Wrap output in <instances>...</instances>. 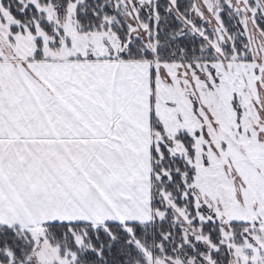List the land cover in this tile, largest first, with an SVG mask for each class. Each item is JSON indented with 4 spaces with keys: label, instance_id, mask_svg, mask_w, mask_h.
Listing matches in <instances>:
<instances>
[{
    "label": "rangeland",
    "instance_id": "rangeland-1",
    "mask_svg": "<svg viewBox=\"0 0 264 264\" xmlns=\"http://www.w3.org/2000/svg\"><path fill=\"white\" fill-rule=\"evenodd\" d=\"M78 1L68 0L62 10L57 3H38L39 20L51 26L50 32L43 27L36 30V35L41 37L42 54L68 58V64L75 68L87 63L102 67L117 60L122 87L130 79L138 91L137 103L144 106L147 99L151 101L148 113L145 108L136 110L139 119L150 123L151 115L155 116L164 129L168 149L171 145V149L180 155L185 153V148L177 136L183 133L191 137L192 156L187 158L193 168L191 185L195 218L220 222L221 237H225V244L232 254L231 264H236L237 258L240 264L254 262L258 257L256 249L264 251V34L253 19L257 9L264 14L263 2L260 0L256 4L253 0L250 6L246 0H192L189 18H184L177 12L174 0H166L184 29L202 36L204 44L212 50V56L165 59L157 56L155 29L149 27V20L156 22L157 19L155 0H111V11L102 14L98 21L107 28L99 30L95 25L83 29L77 22L74 11ZM105 2L110 0L102 3ZM222 5L238 14L249 57L243 58L232 45V38L221 22ZM57 31L62 33L57 45L48 47L52 44V34ZM128 37L138 40L133 46L141 50L139 56L134 53L129 57L121 56L127 50ZM37 47L27 30L23 35L17 32L13 36L7 27H0V53L31 57ZM143 50L150 51L151 55H143ZM66 77L70 83L72 78ZM150 128L152 132L151 125ZM143 135L138 140L85 142L84 146H108V159L96 161L99 170L105 168V174L101 175V182L107 186L105 194L100 196L97 189H90L89 202L76 196L73 205L66 199L62 201L63 198L58 220L52 218L56 215L51 209L55 208L44 196L51 171L41 173L40 188L38 180L33 181L34 172L30 174L31 180L24 177L21 181V220L9 224L30 233L32 243L25 255L26 264H72L74 254L48 241L43 222L148 221L153 215L163 214V210L151 208L149 203V150L155 141L145 139L146 134ZM29 143L44 147L59 142L37 138ZM51 155L49 153L50 160ZM163 203L171 209L174 218L181 221L183 236L187 235L193 242L199 241V246L205 249L212 247L200 228L189 223L186 211L177 208L167 194H163ZM75 205L86 213L79 214V211L76 214ZM81 215L86 219H80ZM232 220L247 222L242 227L239 241L234 238L229 225ZM147 260L150 264H176L166 260L164 255L147 254ZM193 264H199L195 257Z\"/></svg>",
    "mask_w": 264,
    "mask_h": 264
},
{
    "label": "snow or ice",
    "instance_id": "snow-or-ice-1",
    "mask_svg": "<svg viewBox=\"0 0 264 264\" xmlns=\"http://www.w3.org/2000/svg\"><path fill=\"white\" fill-rule=\"evenodd\" d=\"M44 2L47 3L49 0H44ZM246 2L250 6L253 4V0H246ZM38 3L39 0H0V27H7L13 36L17 32L23 35L27 30L38 45L34 58L42 55L39 47L41 37L36 35V30L43 27L37 18ZM255 3L259 4L260 0H255ZM106 10L107 5L103 7L102 11ZM258 14L259 10L257 9L253 19ZM95 26L97 30L107 28V25L103 23ZM61 34L59 31L53 33L52 44H49L48 47L57 45ZM120 42L123 47L122 38ZM133 43H138V40L128 37V47L125 52L121 53L122 57L133 56L134 51H141L140 49L134 50ZM184 51L183 49L179 52L174 51L173 55H182ZM142 54L148 55L147 50H143ZM159 55L158 50L157 56ZM58 126H66L84 133H89V129H92L100 135L101 139H107L108 134H111L112 137L120 134L123 130V120L117 110V101L109 94L106 87L94 82H82L79 94L71 91L68 85L56 88L55 92L48 89L29 92L25 89L22 95L16 93L5 95L4 91H0V168L17 157L23 158L25 164L38 168L41 173L46 170L50 171V162L55 164L57 161H66L69 166H72L74 162L64 155V149L59 145L49 144L41 147L29 143L27 134L46 131L51 133ZM89 135L91 136V133ZM47 138L55 140V137ZM169 151H171V145H169ZM49 153H56L57 160L50 161ZM108 153L107 144L80 145L78 149L72 151L79 167L88 173L91 179L97 181L100 177L97 176L92 166L99 167L96 164L97 159L107 160ZM76 174L80 176L79 171ZM104 174L105 170L100 169V175ZM80 178L83 179L82 176ZM189 223L195 227L197 222L190 219ZM200 223L202 227H206L208 222L201 221ZM47 226L50 231L46 235L51 236L52 239H61L65 243L71 241L70 247L74 254L72 264H112L109 258L113 256L117 244L126 245L127 249L131 250L139 242L138 229H133L129 235L121 228L118 235L112 232L111 229L114 225L109 223L105 224L107 231H102L99 226L92 229L90 226L80 225L74 221H51ZM77 227H83L84 230L76 232ZM56 228H63L65 231L63 233L51 231ZM68 229L72 231L69 232ZM176 230L180 231L178 228ZM25 236L27 233L21 236L17 232H13L12 229L0 225V264H16L18 256L26 255L25 249L31 246L32 241L30 239L25 241ZM244 239L247 237L245 236ZM13 240L16 242V249L9 252L8 249ZM184 240H187L188 243H184ZM160 242L162 247L159 251L163 252L166 260L176 262V264H193V257L199 261V264H231L232 254L227 248L223 236L215 241L210 238L212 247L208 249L200 247L199 241L193 243L187 235L177 242L171 231L168 235L161 236ZM167 243H172L170 251L163 247ZM124 252V247H121L122 256ZM256 252L257 259L254 262L250 261L249 264H264V251L256 249ZM197 253L198 255H196ZM248 255L251 256V253ZM126 259L127 257H125ZM125 260H120L118 264H125ZM20 264H26V262L21 259ZM236 264H240L238 258Z\"/></svg>",
    "mask_w": 264,
    "mask_h": 264
},
{
    "label": "trees",
    "instance_id": "trees-1",
    "mask_svg": "<svg viewBox=\"0 0 264 264\" xmlns=\"http://www.w3.org/2000/svg\"><path fill=\"white\" fill-rule=\"evenodd\" d=\"M51 3H57V7L61 10L64 9V5L68 0H49ZM192 0H174V5L177 12L181 14L184 18H189V9L191 6ZM264 4V0H261ZM43 3L44 0H39ZM103 0H80L75 7V18L77 22L83 25V29L90 27L91 25H97L98 21L102 14L109 13L111 11L112 2L102 3ZM157 10V19L156 22L149 20V27L155 29L154 38H156V52L159 50L160 57L165 59H170L173 55V52H179L181 49L185 50L182 56L189 59L199 57V58H210L212 56V50L204 44L203 38L200 35H197L194 32H189L184 29L183 23L179 17H177L167 6L166 0H155L153 3ZM107 5V10L102 11L103 7ZM39 12L37 11V18L39 19ZM221 22L225 27L226 32L231 36V42L235 50L242 54V57H249V50L246 46L245 36L242 34L241 23L238 17V14L232 11L227 6H223L220 10ZM99 17V19H97ZM43 25V28L47 31H51L50 23L40 20ZM199 25L200 22L196 21ZM255 23L264 34V14L259 11L258 15H255ZM135 45V44H134ZM133 49H139L137 46H133ZM172 51V52H169ZM36 52V51H35ZM134 56H139V52L134 51ZM142 53V52H141ZM148 55H151L150 51L147 50ZM150 125L154 132L153 142L150 145L149 150V159H150V200L149 203L151 208H157L163 210V214L160 216L153 215L148 221H100L95 224L83 220H75L74 222L79 223L80 225L90 226L92 229L99 228L102 231H107L105 227L106 223L114 225L112 227V232L120 234V229L123 228L124 232L131 234L133 229H138L139 242L134 245V248L131 250L127 249L126 245L117 244L113 256L110 257L112 264H118L120 260H125V264H150L147 260V254L153 256L164 255L163 252L159 251L162 244L160 238L163 235H168L171 231L172 236L175 237V241L179 242L183 239V225L181 221H178L174 218L171 209L167 206H164L163 203V194H167V198L171 199L173 204L177 208H182L186 211L188 218L196 221V226L200 228V231L207 236V239L210 238L215 241L221 237L220 225L217 220L207 219V220H197L195 218V206L193 204V194H192V177H193V168L189 164L188 158L192 156L191 148V137L187 134H181L177 136L183 147L185 148V153L183 155L178 154L171 149H168V143L164 140L165 134L164 129L162 128L161 122L151 115ZM176 137V138H177ZM156 138V139H154ZM162 139V140H161ZM162 162V163H161ZM171 173V175H169ZM179 173V175H177ZM154 210V209H153ZM201 221L208 222L206 227L201 226ZM215 221V223H212ZM48 222L42 223L44 234L49 242L58 245L60 249H67L73 253L71 250V241L65 243L61 239H52L51 236L46 235L49 233L50 228L47 226ZM68 222V221H65ZM245 221L232 220L229 225L232 227L234 238L239 241L242 235V227L246 225ZM12 229L13 232H17L19 235L25 236V241L30 238V233L26 229L20 228L16 225H6L0 224ZM175 225V227H174ZM192 225V224H191ZM15 226V227H14ZM180 229L177 231L176 229ZM83 227H77L76 232H82ZM215 230V231H214ZM58 233H63L65 229L56 228L51 229ZM67 231L71 232V229ZM123 238V237H122ZM12 240L11 237H9ZM188 243V241H183ZM193 242V241H192ZM195 243V242H193ZM211 243V242H210ZM23 245L24 242L22 241ZM212 244V243H211ZM121 247H124V255H121ZM169 251L172 248V243H167L163 245ZM201 247V246H200ZM16 249V242L13 240L9 252H12ZM30 247L25 249L26 253L29 251ZM25 260V255L18 256L16 264L20 260Z\"/></svg>",
    "mask_w": 264,
    "mask_h": 264
},
{
    "label": "crops",
    "instance_id": "crops-1",
    "mask_svg": "<svg viewBox=\"0 0 264 264\" xmlns=\"http://www.w3.org/2000/svg\"><path fill=\"white\" fill-rule=\"evenodd\" d=\"M68 62V58L65 59L54 55L44 56L42 54L35 58L34 56L27 57L22 55L20 58L13 54L0 53V91H4L5 95L9 93L22 95L25 89L29 92L43 91L44 89L55 92L56 88H62L64 85L70 86L71 91L79 94L82 82H94L106 87L109 94L117 101V110L120 112L121 119L123 120V130L116 137L108 134L107 139H101L100 135L92 129H89L90 136L89 133L66 126H58L51 133L46 131L44 133L35 132L27 134L29 140L37 138L51 140L47 137H55L54 141L59 142L56 145L63 148L64 155L74 162L72 166H69L66 161H57L55 164L50 162L49 168L53 176L49 175L48 191L44 193V196L48 197L49 204L55 208L51 209L54 215H56L51 217L55 220L61 217L62 210L59 209V205L63 198L62 201L66 199L71 205L74 204L76 196L79 200L86 201L85 203H87L89 202V198L87 201V195L90 189H97V194L101 196V194H105L104 189L107 188L106 183L101 182L99 167L93 168L97 176L100 177L99 181L91 179L89 174L79 167L75 156L72 155L73 150L78 149L85 142L89 143V141L138 140L144 137L143 133L146 134L145 139L147 137L151 140L154 137V130L152 129L151 132L150 123L143 118L139 119V113L137 114L136 111L138 108H145L148 113V110L151 108V101L147 99V105L144 106L137 103L139 99L138 91L135 89V84L130 82V79H127L128 84L122 87L120 83L121 77L117 72L119 71L117 60H113L109 65L104 64L105 66L102 67H98V64L92 66V64L87 63L84 67L78 68L70 66ZM66 75L72 78L70 79V83ZM42 135H46V137ZM92 137L95 138L93 139ZM75 145L76 148H73ZM51 156V160H57L56 153H52ZM102 169L105 170V168ZM77 171L80 172V176L83 179L77 176ZM32 172H34L33 181L38 180L39 185L37 186L40 188L41 182H43L41 172L38 168L31 165H26L23 162L21 164V157H17L11 162L6 163L3 168H0V224L11 225L9 222L21 220V181H23L24 177L30 179ZM79 178L80 181L78 180ZM90 193L95 194L93 191ZM73 210L76 214L79 211V214L81 212L86 213V210L82 211L79 206H76ZM81 217L80 219H86V216L81 215Z\"/></svg>",
    "mask_w": 264,
    "mask_h": 264
}]
</instances>
